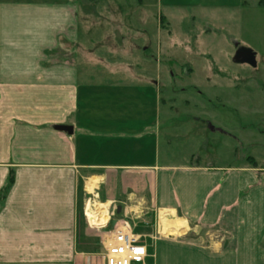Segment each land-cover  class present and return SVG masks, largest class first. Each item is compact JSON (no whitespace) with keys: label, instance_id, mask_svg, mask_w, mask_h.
I'll list each match as a JSON object with an SVG mask.
<instances>
[{"label":"crops","instance_id":"crops-1","mask_svg":"<svg viewBox=\"0 0 264 264\" xmlns=\"http://www.w3.org/2000/svg\"><path fill=\"white\" fill-rule=\"evenodd\" d=\"M98 3L0 0V264H105L110 231L87 224L88 200L131 225L146 264H264V176L163 162L158 88L83 66L139 50L111 21L81 45Z\"/></svg>","mask_w":264,"mask_h":264},{"label":"rangeland","instance_id":"rangeland-1","mask_svg":"<svg viewBox=\"0 0 264 264\" xmlns=\"http://www.w3.org/2000/svg\"><path fill=\"white\" fill-rule=\"evenodd\" d=\"M97 1L104 19L91 21L84 16L81 45L112 37L111 21L121 27L126 24L118 33L128 35L129 45L139 50L128 59L87 61L83 66L92 71L94 81H107L106 75L112 74L120 83L150 82L147 86L158 88L163 162L255 169L260 184L264 176V6L259 2L264 0ZM231 2L237 6L227 4ZM240 47L256 54V68L232 62ZM136 74L141 78L136 80Z\"/></svg>","mask_w":264,"mask_h":264},{"label":"built area","instance_id":"built-area-1","mask_svg":"<svg viewBox=\"0 0 264 264\" xmlns=\"http://www.w3.org/2000/svg\"><path fill=\"white\" fill-rule=\"evenodd\" d=\"M87 203L85 209L87 224L93 228L107 229L114 216V210L95 200H89ZM88 214L91 216L99 214V216L90 220ZM108 234L111 237L105 243V264H146V248L139 243V238L133 234L128 222L116 223Z\"/></svg>","mask_w":264,"mask_h":264},{"label":"water","instance_id":"water-1","mask_svg":"<svg viewBox=\"0 0 264 264\" xmlns=\"http://www.w3.org/2000/svg\"><path fill=\"white\" fill-rule=\"evenodd\" d=\"M232 62L235 64H246L251 68H256L257 66L256 54L252 50L246 48L236 49ZM55 129L66 132L69 135L72 133L71 128L67 126H56ZM114 223L115 222H113L112 225H114Z\"/></svg>","mask_w":264,"mask_h":264},{"label":"bare ground","instance_id":"bare-ground-1","mask_svg":"<svg viewBox=\"0 0 264 264\" xmlns=\"http://www.w3.org/2000/svg\"><path fill=\"white\" fill-rule=\"evenodd\" d=\"M91 188H92V183L90 182L88 184V190H90ZM98 216H99V214H95L94 216H91L89 214V217H90V219L92 218V220L96 219V217H98ZM182 221H184V220H182ZM162 223H163V226L165 227L164 233L168 234V236L169 235L170 236L179 235V234L183 233L186 229V225L183 222H175V221L168 222V221L162 220ZM166 226L167 227L169 226V227L166 228Z\"/></svg>","mask_w":264,"mask_h":264},{"label":"trees","instance_id":"trees-1","mask_svg":"<svg viewBox=\"0 0 264 264\" xmlns=\"http://www.w3.org/2000/svg\"><path fill=\"white\" fill-rule=\"evenodd\" d=\"M259 5H260V6H264V1H260V2H259ZM159 21H160V24L163 23V22L166 23L165 18H164L163 15H160V16H159ZM161 26L164 27V25H162V24H161ZM12 181H13V180L10 179V181H9V186L11 185Z\"/></svg>","mask_w":264,"mask_h":264},{"label":"flooded vegetation","instance_id":"flooded-vegetation-1","mask_svg":"<svg viewBox=\"0 0 264 264\" xmlns=\"http://www.w3.org/2000/svg\"><path fill=\"white\" fill-rule=\"evenodd\" d=\"M238 49V48H237Z\"/></svg>","mask_w":264,"mask_h":264}]
</instances>
